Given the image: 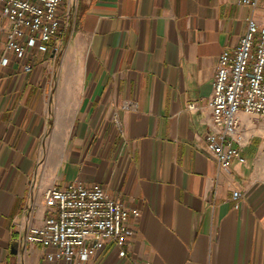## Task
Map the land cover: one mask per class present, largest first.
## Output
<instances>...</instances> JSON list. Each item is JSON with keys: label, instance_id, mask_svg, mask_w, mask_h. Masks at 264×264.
Instances as JSON below:
<instances>
[{"label": "crops", "instance_id": "crops-1", "mask_svg": "<svg viewBox=\"0 0 264 264\" xmlns=\"http://www.w3.org/2000/svg\"><path fill=\"white\" fill-rule=\"evenodd\" d=\"M59 15V51L0 66V264H66L26 236L70 182L140 210L128 254L108 242L89 264H264V117L240 114L245 163L223 169L207 145L219 56L264 6L63 0Z\"/></svg>", "mask_w": 264, "mask_h": 264}, {"label": "built area", "instance_id": "built-area-1", "mask_svg": "<svg viewBox=\"0 0 264 264\" xmlns=\"http://www.w3.org/2000/svg\"><path fill=\"white\" fill-rule=\"evenodd\" d=\"M238 2L254 10L264 6V0ZM62 3L0 0V32L6 36L0 66H6L13 54L23 71L30 72L36 53L49 51L51 43L57 51L68 28L59 15ZM122 107L134 109L137 104L127 101ZM209 107L208 149L223 169L229 170L233 159L245 163L241 149L248 140L240 114L264 117V25L253 16L247 18L246 31L238 44L219 56ZM241 198L239 190L233 191L235 208H239ZM45 204L47 216L29 229L26 240L43 247L47 260L66 264H89L108 242L125 255L135 235L132 222L140 216L138 208L128 207L99 184L51 186L45 192Z\"/></svg>", "mask_w": 264, "mask_h": 264}, {"label": "rangeland", "instance_id": "rangeland-1", "mask_svg": "<svg viewBox=\"0 0 264 264\" xmlns=\"http://www.w3.org/2000/svg\"><path fill=\"white\" fill-rule=\"evenodd\" d=\"M64 21V25H67L68 26V21L67 20H63ZM68 29V28H67ZM63 40H64V38H63ZM63 40L61 41V42H63ZM52 44V43H51ZM50 44V45H51ZM61 45H62V43H60L59 44V46H58V48H57V50L59 51V49H60V47H61ZM54 46H55V44H54ZM54 46H52L51 45V48H53ZM50 50V49H49ZM46 52H48V51H46ZM37 54V53H36ZM36 57V56H35ZM35 57L33 58V67H34V60H35ZM32 70H33V68H32ZM31 72V71H30ZM25 73H29V72H25ZM135 109V108H134ZM55 186V185H54ZM135 236V235H134ZM134 238V237H133ZM131 244H132V242L126 247V250H127V252H126V254L125 255H123V256H126L127 254H128V252H129V249H130V247H131ZM120 255V254H119ZM120 256H122V255H120Z\"/></svg>", "mask_w": 264, "mask_h": 264}]
</instances>
